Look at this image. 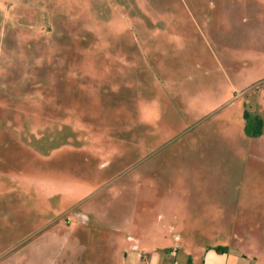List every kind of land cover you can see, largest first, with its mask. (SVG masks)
I'll return each instance as SVG.
<instances>
[{
	"label": "rangeland",
	"instance_id": "obj_1",
	"mask_svg": "<svg viewBox=\"0 0 264 264\" xmlns=\"http://www.w3.org/2000/svg\"><path fill=\"white\" fill-rule=\"evenodd\" d=\"M244 110L264 124V0H0V264H122L110 238L153 172L209 205L242 186L264 235Z\"/></svg>",
	"mask_w": 264,
	"mask_h": 264
},
{
	"label": "crops",
	"instance_id": "obj_2",
	"mask_svg": "<svg viewBox=\"0 0 264 264\" xmlns=\"http://www.w3.org/2000/svg\"><path fill=\"white\" fill-rule=\"evenodd\" d=\"M133 44V53L142 59L148 56L135 41ZM128 45L127 42L125 59L130 61L132 53L126 50ZM153 54L157 60L159 55ZM48 96L51 97L48 110L50 105L54 111L65 104L70 109L76 105L77 94L72 91L60 92V97L48 92ZM239 124L244 132V122ZM143 175L146 178L144 182L139 179L138 188L146 198L125 212V242L119 245L110 238L111 246L118 248L122 264H264V235L252 232L254 227L249 221L250 210L248 213L244 209L242 186L235 187L237 195L231 203L213 200L209 205L191 200L190 184L159 185L147 178L159 176L157 172ZM160 175L177 182L185 181L189 174L170 171ZM216 246L224 247V251H216Z\"/></svg>",
	"mask_w": 264,
	"mask_h": 264
},
{
	"label": "trees",
	"instance_id": "obj_3",
	"mask_svg": "<svg viewBox=\"0 0 264 264\" xmlns=\"http://www.w3.org/2000/svg\"><path fill=\"white\" fill-rule=\"evenodd\" d=\"M244 133L250 137H258L263 133V120L258 115H253L247 110L243 111ZM216 251H224V247H214Z\"/></svg>",
	"mask_w": 264,
	"mask_h": 264
}]
</instances>
